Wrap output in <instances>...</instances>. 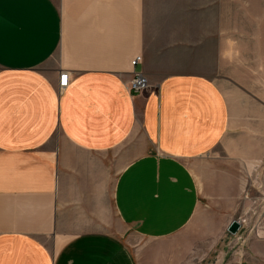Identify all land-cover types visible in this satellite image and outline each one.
<instances>
[{"label":"crops","instance_id":"0c3cea01","mask_svg":"<svg viewBox=\"0 0 264 264\" xmlns=\"http://www.w3.org/2000/svg\"><path fill=\"white\" fill-rule=\"evenodd\" d=\"M262 2L0 0V264H264Z\"/></svg>","mask_w":264,"mask_h":264},{"label":"rangeland","instance_id":"374dc122","mask_svg":"<svg viewBox=\"0 0 264 264\" xmlns=\"http://www.w3.org/2000/svg\"><path fill=\"white\" fill-rule=\"evenodd\" d=\"M249 4L250 3H235V8L238 9L239 7L237 6L241 5L242 7H240V9H251ZM255 6L254 10L264 9V2L257 3ZM135 73L137 72H134V75ZM252 184V189L249 191L246 190L245 193H243V197L248 200L247 206L245 208H241L235 215V219L240 220L242 224L240 230L237 232L239 233L241 231V238H239L241 243L243 240H249L251 237H264V172L257 171ZM198 218L199 217H197L193 222L198 221ZM228 228L226 240L230 241V249L235 250V235H237V233H231Z\"/></svg>","mask_w":264,"mask_h":264},{"label":"built area","instance_id":"2783aa9c","mask_svg":"<svg viewBox=\"0 0 264 264\" xmlns=\"http://www.w3.org/2000/svg\"><path fill=\"white\" fill-rule=\"evenodd\" d=\"M143 61V55H136L131 63L133 66H136L137 64L141 63ZM70 76L68 73H63L60 78V86H66L69 82ZM65 80L67 82H65ZM149 86V80L148 78L140 72L135 73L133 78L128 83V88L131 92H140L144 89H146Z\"/></svg>","mask_w":264,"mask_h":264},{"label":"clouds","instance_id":"9594fccd","mask_svg":"<svg viewBox=\"0 0 264 264\" xmlns=\"http://www.w3.org/2000/svg\"><path fill=\"white\" fill-rule=\"evenodd\" d=\"M222 40L221 43L223 44H227V47H221L220 50V57L222 60L227 59L228 61H232L234 60L237 56L240 55L238 48L236 47V41L228 38L227 40H225L223 38V33L221 34Z\"/></svg>","mask_w":264,"mask_h":264},{"label":"water","instance_id":"95a60500","mask_svg":"<svg viewBox=\"0 0 264 264\" xmlns=\"http://www.w3.org/2000/svg\"><path fill=\"white\" fill-rule=\"evenodd\" d=\"M241 225H242L241 221L238 219H235L232 221L228 229L231 233L236 234L240 230Z\"/></svg>","mask_w":264,"mask_h":264},{"label":"snow or ice","instance_id":"6c2138e0","mask_svg":"<svg viewBox=\"0 0 264 264\" xmlns=\"http://www.w3.org/2000/svg\"><path fill=\"white\" fill-rule=\"evenodd\" d=\"M65 82H67V81L65 80Z\"/></svg>","mask_w":264,"mask_h":264}]
</instances>
